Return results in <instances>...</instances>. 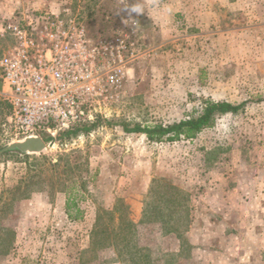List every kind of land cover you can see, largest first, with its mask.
Here are the masks:
<instances>
[{"label": "rangeland", "instance_id": "rangeland-1", "mask_svg": "<svg viewBox=\"0 0 264 264\" xmlns=\"http://www.w3.org/2000/svg\"><path fill=\"white\" fill-rule=\"evenodd\" d=\"M1 5L0 27L64 6L93 36L135 21L137 57L88 132L42 134L41 155H0V264H264V0ZM12 44L0 32V57ZM207 101L238 109L191 139L130 132L195 118ZM3 113L0 149L12 140ZM223 192L226 227L209 211Z\"/></svg>", "mask_w": 264, "mask_h": 264}, {"label": "built area", "instance_id": "built-area-1", "mask_svg": "<svg viewBox=\"0 0 264 264\" xmlns=\"http://www.w3.org/2000/svg\"><path fill=\"white\" fill-rule=\"evenodd\" d=\"M136 22L122 34L91 35L69 6L29 12L0 27L12 46L0 57V96L10 139L93 123L114 104L137 57Z\"/></svg>", "mask_w": 264, "mask_h": 264}, {"label": "trees", "instance_id": "trees-1", "mask_svg": "<svg viewBox=\"0 0 264 264\" xmlns=\"http://www.w3.org/2000/svg\"><path fill=\"white\" fill-rule=\"evenodd\" d=\"M0 106L4 109L3 113V125H6V119L9 116V105L7 102H5L2 98H0ZM238 109V107H235L229 103L225 102H210L207 101L205 103V107L202 109L201 113L192 119H189L187 121H180L178 123H175L173 125H169L166 127L157 126V127H146L141 129L140 127H134L131 129L130 132H140L144 133L149 140H171L177 135H182L185 138H193L199 131H201L203 128H206L210 125V121L212 120V117L214 114H224L227 112H234ZM98 124V121H95L94 123L89 124H79L76 126H73L72 128L65 130L60 133V136L62 137H71L78 133H86L88 132L92 127L96 126ZM123 129L127 132V128L123 127ZM46 141V140H44ZM42 159H45L44 156H39ZM25 158H28L25 156Z\"/></svg>", "mask_w": 264, "mask_h": 264}, {"label": "water", "instance_id": "water-1", "mask_svg": "<svg viewBox=\"0 0 264 264\" xmlns=\"http://www.w3.org/2000/svg\"><path fill=\"white\" fill-rule=\"evenodd\" d=\"M46 151V145L42 138L37 135L28 136L22 139H14L7 142L0 149V155L17 153L22 156L41 155Z\"/></svg>", "mask_w": 264, "mask_h": 264}, {"label": "crops", "instance_id": "crops-1", "mask_svg": "<svg viewBox=\"0 0 264 264\" xmlns=\"http://www.w3.org/2000/svg\"><path fill=\"white\" fill-rule=\"evenodd\" d=\"M8 8V5H1L0 6V12L6 11ZM182 194L181 190H177V189H171V193H168L167 197L168 198H173L172 200H175V198H177L178 196H180ZM220 194H218L219 196ZM229 192H223L221 193V200L217 201V203L213 204L211 206V208L209 209V211L211 212L213 217V220H215L216 222H218L219 225H223V226H227V215H228V211L229 206L227 204L228 201H226L227 199H225V196H228ZM187 196V195H186ZM183 196H181L182 198ZM214 198V197H213ZM220 214V215H217ZM192 219L194 220V218H191L190 220L192 221Z\"/></svg>", "mask_w": 264, "mask_h": 264}, {"label": "clouds", "instance_id": "clouds-1", "mask_svg": "<svg viewBox=\"0 0 264 264\" xmlns=\"http://www.w3.org/2000/svg\"><path fill=\"white\" fill-rule=\"evenodd\" d=\"M133 11H136L137 13H139L141 10L139 8H134Z\"/></svg>", "mask_w": 264, "mask_h": 264}]
</instances>
